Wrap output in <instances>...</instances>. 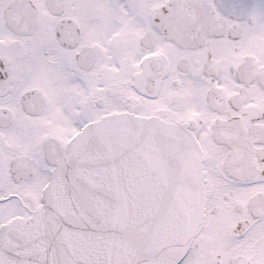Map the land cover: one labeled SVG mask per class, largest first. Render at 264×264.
<instances>
[{
    "label": "snow or ice",
    "instance_id": "6c2138e0",
    "mask_svg": "<svg viewBox=\"0 0 264 264\" xmlns=\"http://www.w3.org/2000/svg\"><path fill=\"white\" fill-rule=\"evenodd\" d=\"M0 264H264V0H0Z\"/></svg>",
    "mask_w": 264,
    "mask_h": 264
}]
</instances>
